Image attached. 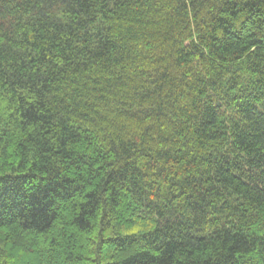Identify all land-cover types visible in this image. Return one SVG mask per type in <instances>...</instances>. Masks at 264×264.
<instances>
[{
	"label": "trees",
	"instance_id": "1",
	"mask_svg": "<svg viewBox=\"0 0 264 264\" xmlns=\"http://www.w3.org/2000/svg\"><path fill=\"white\" fill-rule=\"evenodd\" d=\"M0 264H264V0H0Z\"/></svg>",
	"mask_w": 264,
	"mask_h": 264
}]
</instances>
